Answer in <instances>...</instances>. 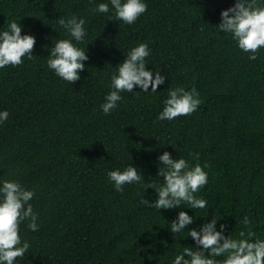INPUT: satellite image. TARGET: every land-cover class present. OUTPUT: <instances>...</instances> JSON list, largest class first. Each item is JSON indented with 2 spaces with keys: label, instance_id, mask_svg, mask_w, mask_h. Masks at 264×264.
Masks as SVG:
<instances>
[{
  "label": "trees",
  "instance_id": "1",
  "mask_svg": "<svg viewBox=\"0 0 264 264\" xmlns=\"http://www.w3.org/2000/svg\"><path fill=\"white\" fill-rule=\"evenodd\" d=\"M143 2L147 11L128 25L115 19L110 0H0V31L15 19L21 35L36 40L33 58L0 68V112L9 113L0 122V186L15 180L35 193L29 203L39 226L20 224L30 247L14 264H173L196 247L188 230L213 217L218 231L224 224L223 234L238 239L247 216L252 239L264 240V48L250 60L218 28L221 11L235 0ZM99 3H109V13L94 11ZM72 16L85 20L77 46L88 60L80 80L69 84L47 59L58 40L71 39L57 19ZM140 43L150 49L146 69L165 82L156 92H122L105 114L111 77ZM177 87L195 88L202 103L190 116L157 119ZM165 151L190 166L207 165L208 183L195 193L207 207L140 203L158 198V157ZM130 164L143 180L117 192L107 173ZM179 211L194 220L173 234Z\"/></svg>",
  "mask_w": 264,
  "mask_h": 264
},
{
  "label": "clouds",
  "instance_id": "2",
  "mask_svg": "<svg viewBox=\"0 0 264 264\" xmlns=\"http://www.w3.org/2000/svg\"><path fill=\"white\" fill-rule=\"evenodd\" d=\"M110 5L115 19L128 25L134 24L147 11V4L143 0H110ZM94 11L109 13V3H99ZM220 18L218 28L231 33L239 49L251 53L248 57L250 60H256V53L264 48V6L259 5L257 0H235L232 7L221 11ZM56 22L67 30L71 39H60L55 43L49 53L47 66L58 77L74 84L80 80L79 73L85 70L83 62L88 60L86 50L77 46L86 35L85 20L72 16L67 19L58 18ZM22 27L13 19L6 30L0 31V68L19 66L25 56L33 58L35 37L21 35ZM149 54L147 43H140L126 53V58L118 64L116 73L111 77L112 90L101 105L105 114L117 107L122 92L132 93L134 87H139L143 92H149L151 87V92H156L158 86L164 84L165 76L158 71L146 69L145 61ZM201 103L195 88L186 91L183 87H177L169 90L157 119L173 120L179 116H190ZM8 116L6 110L0 112V122L6 121ZM195 158H198V154ZM158 161L163 166L158 170V175L163 177V183L156 192L158 198L151 201L144 196L140 200L142 205L157 210L179 208L185 203L192 209L207 207V201L195 195L208 183V173L204 170L207 165L190 166L184 158L172 159L167 151L158 157ZM107 175L117 192H122L125 184H139L143 180L141 171L132 164L123 170L109 171ZM34 195L33 191L26 190L15 180H5L0 186V264H14L17 258L25 256L30 247L29 242L21 241L19 231L24 221H28L27 227L30 230H38L37 215L29 203ZM193 220L185 211H179L170 224V231L173 234L180 233ZM250 223L247 216L242 218L238 239L223 234L226 228L224 224L219 225L218 231L217 219L214 217L198 231L189 229L188 236L196 247L185 248L175 256L173 264H264V240L252 239L255 233L250 230ZM217 257L225 258L217 260Z\"/></svg>",
  "mask_w": 264,
  "mask_h": 264
}]
</instances>
